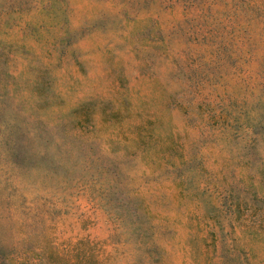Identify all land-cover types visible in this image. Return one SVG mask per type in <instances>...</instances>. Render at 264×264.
Segmentation results:
<instances>
[{
    "label": "rangeland",
    "instance_id": "374dc122",
    "mask_svg": "<svg viewBox=\"0 0 264 264\" xmlns=\"http://www.w3.org/2000/svg\"><path fill=\"white\" fill-rule=\"evenodd\" d=\"M0 264H264V0H0Z\"/></svg>",
    "mask_w": 264,
    "mask_h": 264
}]
</instances>
